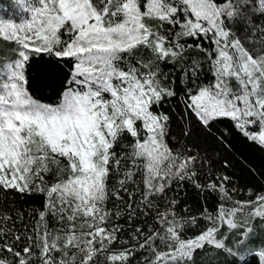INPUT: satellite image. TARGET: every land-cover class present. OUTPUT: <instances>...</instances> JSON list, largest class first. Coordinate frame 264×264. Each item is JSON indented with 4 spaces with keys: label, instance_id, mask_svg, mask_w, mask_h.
<instances>
[{
    "label": "snow or ice",
    "instance_id": "6c2138e0",
    "mask_svg": "<svg viewBox=\"0 0 264 264\" xmlns=\"http://www.w3.org/2000/svg\"><path fill=\"white\" fill-rule=\"evenodd\" d=\"M19 3L26 17L0 20V264H264V193L235 198L193 141L218 144L225 168L234 133L264 149V0ZM177 71L174 134L161 108ZM186 182L216 210L179 214L169 193ZM8 193L43 194V208Z\"/></svg>",
    "mask_w": 264,
    "mask_h": 264
},
{
    "label": "trees",
    "instance_id": "16d2710c",
    "mask_svg": "<svg viewBox=\"0 0 264 264\" xmlns=\"http://www.w3.org/2000/svg\"><path fill=\"white\" fill-rule=\"evenodd\" d=\"M14 7L18 5L16 0H0V8L4 6ZM12 47L11 44L0 41V50H2V54H0V61H4L9 58L10 52L9 49ZM44 59H47L45 57ZM71 64L68 63L66 67L61 66L54 69V72L57 74L59 79H65L69 75V68ZM165 71H176L171 65H165ZM43 61L39 64L33 66L31 70L32 76L36 77L42 74ZM177 97L173 98L170 102L165 101L162 105L161 110L167 113H170L172 116V131L174 134H179L180 128L182 125L179 124V117L177 115L178 112H182L183 104L180 101L179 94L182 91V88L179 84V73L177 71ZM36 94V93H34ZM38 98H42L45 102H52L53 99H57L58 97H52L51 94L47 91L36 94ZM227 124L228 122H223ZM232 142L233 147L229 149L230 153V164L227 168L224 167L222 155H217L218 152L221 151L220 146L218 144H214L211 142H203L201 138H193V141L199 146L202 150L201 155L207 154L210 156L212 164L211 167L213 169V176L216 174L223 172L224 174L231 177L230 182L227 184V187L231 189L235 187L238 189L236 193H234V197L240 200L247 199H255V194L264 193V149H262L258 145H254L250 142L245 141L240 135L233 134L229 137ZM227 146V145H226ZM199 167V165H198ZM207 166H205L202 173L197 177L198 180L206 184L207 183ZM252 191L253 195L249 197L248 192ZM3 194H0L2 197ZM169 196H177V199L180 201L177 206V212L181 215H187L183 210L185 207L191 210L192 214L199 215V213L207 208L209 211L214 212L218 207L219 200L217 194L214 193H199L190 183H185V186L180 189H175L173 192L169 193ZM15 201V204L18 208L22 209H42L45 197L43 194H32L25 195L21 199L19 194L8 193V201ZM0 205H4L5 207L9 206L5 204L2 198H0ZM113 205L110 203L109 207ZM155 215V213H153ZM151 223V219H149ZM121 224H125L127 226V222L125 220L119 221ZM203 224V221H201ZM225 231L227 228L225 226ZM193 230H189V234H192ZM240 230H234V232L239 233ZM122 238H127L126 235L122 236ZM236 237L233 235L232 241L230 243H234ZM199 255V254H198ZM137 259H139V254H137ZM133 264H136V261H133ZM252 264H258V257L253 259Z\"/></svg>",
    "mask_w": 264,
    "mask_h": 264
},
{
    "label": "rangeland",
    "instance_id": "374dc122",
    "mask_svg": "<svg viewBox=\"0 0 264 264\" xmlns=\"http://www.w3.org/2000/svg\"><path fill=\"white\" fill-rule=\"evenodd\" d=\"M18 5L14 7L4 6L0 8V20H11L13 22H20V20L26 17V13L22 11V6L19 0H16ZM254 233L256 236V244L259 245L262 240H264V224L257 221L254 226ZM259 249L257 248V251Z\"/></svg>",
    "mask_w": 264,
    "mask_h": 264
}]
</instances>
